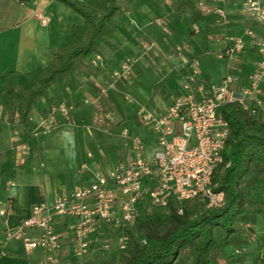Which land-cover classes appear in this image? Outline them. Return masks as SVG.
<instances>
[{"label":"crops","instance_id":"crops-1","mask_svg":"<svg viewBox=\"0 0 264 264\" xmlns=\"http://www.w3.org/2000/svg\"><path fill=\"white\" fill-rule=\"evenodd\" d=\"M168 3L134 0L130 9L119 15L117 31L100 44L99 52L84 60L71 79L48 88L47 97L29 114V127L23 129L16 117L13 121L8 117L2 93L5 84L21 91L30 89L26 73L47 66L52 51L65 47L72 25H82L83 19L58 0H0V202L6 210L0 217V264H40L41 249L25 252L20 242L8 236L31 207L68 195L91 184L96 175H106L117 163L127 162L131 153L128 142L120 136L123 129L139 136L145 143L146 157H151L157 136L149 124L140 121L138 107L162 114L180 91L194 60L199 63L201 79L220 82L226 64L216 57L214 38L239 34L247 25L257 35L264 29L240 17L239 1L226 0L229 24L216 27L205 37L203 24L194 32L188 14H170ZM40 17L46 22L41 23ZM152 43V49L145 48ZM96 55L102 58V65L94 68L90 61ZM126 56L135 59L130 75L110 87V73ZM97 84L106 87V93L100 95ZM84 100L91 104L85 105ZM60 102L73 106L69 119L56 114L58 124L44 130L42 119L50 106ZM24 141H30V148L19 164L15 145ZM73 223L70 218L61 221L63 249L58 255L62 260L72 251L67 227ZM251 225L256 240L249 241L244 234L243 251L235 258H216L215 264H264L260 257L264 251V212L256 214ZM109 255L117 254L98 253L95 264L103 259L113 261Z\"/></svg>","mask_w":264,"mask_h":264},{"label":"built area","instance_id":"built-area-1","mask_svg":"<svg viewBox=\"0 0 264 264\" xmlns=\"http://www.w3.org/2000/svg\"><path fill=\"white\" fill-rule=\"evenodd\" d=\"M235 1L241 5L240 17L264 27V0ZM225 5L226 0H203L198 7L204 14L215 15L219 26H226L229 20ZM40 21L45 23L46 18L40 17ZM192 30L198 32L199 26L193 24ZM214 40L218 46L216 56L226 64L218 84L201 79L199 63L194 60L180 91L162 114L138 107L140 121L149 124L157 136L151 157H146L145 143L139 136L121 130L120 136L128 142L131 153L127 162L117 163L106 175H96L91 184L68 195L32 206L8 236L20 242L25 252L41 249L40 264H73L72 260L76 264H95L98 253L126 255L130 240L126 230L144 211L165 206L170 198L179 202L197 199L207 207L222 206L223 192L215 191L211 181L214 170L223 162L222 151L229 134L219 109L236 103L251 116L264 119V39L247 25L239 34H222ZM152 47L153 43L145 45L148 50ZM90 63L97 68L102 58L96 55ZM134 63L133 57H124L110 73L108 85L114 87L115 82L126 79ZM96 87L100 95L106 93V87ZM83 103L91 104L88 100ZM72 109L65 102L50 106L40 126L44 130L54 127L58 124L56 114L68 120ZM15 148L22 164L30 141L20 142ZM5 214L0 202V217ZM66 218L74 220L67 227L73 247L62 260L58 254L63 249V232L59 229ZM243 229L246 232V225ZM140 242L146 244L143 238ZM238 253V249L234 251ZM260 257L264 259V253Z\"/></svg>","mask_w":264,"mask_h":264},{"label":"trees","instance_id":"trees-1","mask_svg":"<svg viewBox=\"0 0 264 264\" xmlns=\"http://www.w3.org/2000/svg\"><path fill=\"white\" fill-rule=\"evenodd\" d=\"M58 1L78 14L83 24L72 25L67 44L52 51L47 66L26 73L30 89L21 91L5 84L2 90L10 121L16 117L23 129L29 127V114L41 98L47 97L48 88L71 79L84 60L99 52L100 44L117 31L119 15L128 11L134 0ZM168 1L170 14L187 13L191 23L203 24L205 37L219 26L215 15L202 13L198 0ZM219 112L228 123L229 134L223 162L211 181L215 191L223 192V205L207 207L197 199L179 202L170 198L165 206L144 211L126 230L129 251L119 255L118 264H174L183 257L187 264H215L217 255L229 257L228 247L239 249L245 244L243 225L251 224L256 214L264 212V202L253 198L264 185V119L251 116L236 103L224 105ZM101 264L115 263L104 260Z\"/></svg>","mask_w":264,"mask_h":264},{"label":"rangeland","instance_id":"rangeland-1","mask_svg":"<svg viewBox=\"0 0 264 264\" xmlns=\"http://www.w3.org/2000/svg\"><path fill=\"white\" fill-rule=\"evenodd\" d=\"M259 32H261V34L260 35L258 34V36L264 39V29H262ZM217 48H218V46H217ZM217 48H215V49H217ZM222 60L224 61V59H222ZM218 83H219V81L217 83L215 82L214 84H218ZM253 198L254 199H260V200H263L264 201V185H263V187H262V189L260 191L253 193ZM246 233H247L246 234V239L247 240H249V241L256 240V234L254 233L251 224H246ZM152 246L153 245H149V247H152ZM235 250H237V248H234V247H228L227 248V256H229L228 258H235V257H237V254H234V251ZM238 250H240V252L243 251L242 247L239 248ZM262 253H264V251H262ZM260 255H261V253H260ZM109 256H110L111 259H113V261H115L113 263L118 264V261H117L118 258H119L118 255H116V256L109 255ZM216 258H220L221 259L222 257L220 255H217ZM183 259H184V257L183 258H180L178 261H176L175 264H187V263L183 262ZM104 260H108V259H103V261ZM101 263H102V261L99 262V264H101Z\"/></svg>","mask_w":264,"mask_h":264}]
</instances>
